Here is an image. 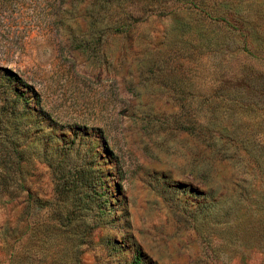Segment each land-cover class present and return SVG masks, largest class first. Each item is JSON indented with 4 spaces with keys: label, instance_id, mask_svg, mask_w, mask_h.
<instances>
[{
    "label": "rangeland",
    "instance_id": "1",
    "mask_svg": "<svg viewBox=\"0 0 264 264\" xmlns=\"http://www.w3.org/2000/svg\"><path fill=\"white\" fill-rule=\"evenodd\" d=\"M2 74L0 264H264V0H0Z\"/></svg>",
    "mask_w": 264,
    "mask_h": 264
},
{
    "label": "trees",
    "instance_id": "2",
    "mask_svg": "<svg viewBox=\"0 0 264 264\" xmlns=\"http://www.w3.org/2000/svg\"><path fill=\"white\" fill-rule=\"evenodd\" d=\"M0 80H4L7 82H11L12 77H10L7 74H2L0 75ZM246 81V80H243ZM246 83H242L241 86H239L241 89L238 88V92L237 94H234L235 96H231V95H226V100L227 101H232L235 100V102L239 103L238 109L240 108L243 111L248 110V108L250 107V103H248V101H251L253 99V95L251 94V92H257L261 94V91H256V89H258L259 87H250L249 85H245ZM243 105H242V104ZM210 111V110H209ZM206 111L203 110V113H205ZM202 113V115H203ZM211 112H208L206 116H211ZM201 115V118H202ZM208 122V121H207ZM195 125H197V127H192V128H188V127H180L181 129L184 128V130L186 131H190V132H194V129L196 128L197 130L202 129V126L204 125V119H202V121H200L199 123H197L196 121L194 122ZM208 124V123H207ZM195 129V130H196ZM207 132L209 131L210 127H206L204 128ZM211 136L213 137L214 140H220V136H218L216 133L212 132ZM58 173H60L62 175L61 178H63L64 180L60 181V185L57 183V185L55 186V192L60 193L61 192H67V193H73L75 189L73 188H69L70 186H74V188H76V186L78 187V184H81V186L84 184V180H85V176L82 174L79 177V174L72 175V173H64L62 172L60 169L57 170ZM66 174V175H65ZM65 175V176H63ZM61 187V190H60ZM88 189L90 188V185L87 186ZM73 189V190H71ZM87 189V190H88ZM244 194L245 196L249 195V188H245L244 190ZM29 198H30V194H29ZM64 230V233H72L71 237L73 236L74 239H76L75 237L78 238H83V239H79L80 241H78L79 243H77V245H81L82 243L86 242L85 241V236L87 237V234H90L92 229H72V231H70V229H62ZM69 230V231H68ZM55 229H34V240H35V244L39 247H48V246H55L56 244H58L55 240H57V237L54 235ZM82 231V235L81 237H79V234H81L80 232ZM65 235V234H64ZM75 236V237H74ZM69 237V235H68ZM67 241L69 240L67 237H64ZM76 244V243H75ZM131 264H143L141 263V259L140 256L137 254V257L134 258V261H132Z\"/></svg>",
    "mask_w": 264,
    "mask_h": 264
}]
</instances>
